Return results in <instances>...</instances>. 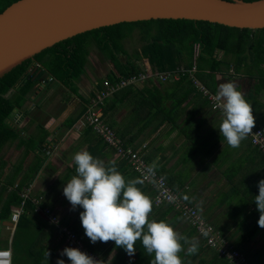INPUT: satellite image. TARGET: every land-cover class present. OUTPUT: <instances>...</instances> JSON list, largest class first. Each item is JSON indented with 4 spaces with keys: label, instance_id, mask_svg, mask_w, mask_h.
I'll return each mask as SVG.
<instances>
[{
    "label": "crops",
    "instance_id": "crops-1",
    "mask_svg": "<svg viewBox=\"0 0 264 264\" xmlns=\"http://www.w3.org/2000/svg\"><path fill=\"white\" fill-rule=\"evenodd\" d=\"M91 59L92 73L89 72V78L82 75L74 84L75 93L46 77L44 83L36 84L23 105L13 112L9 123L21 138L7 143L0 152V189L5 190V198L11 192L17 191L21 197L27 191L30 194L28 201L34 208L35 198H41L40 207L51 209L59 219L56 225L48 224L46 216L37 211L38 207L27 216L24 244L27 243L32 257L48 250L55 253L53 264L57 259L69 264L68 257L60 255L65 247H69L62 228L69 227L88 247L102 255L106 264H150L152 257L147 255L141 240L136 241L133 257L117 248L114 241L91 243L79 218L83 209L78 206L71 210V204L63 195V186L76 174L72 156L81 150L103 160L106 166L114 162L126 180L139 177L99 135L79 126L89 100L98 92L96 85H101L110 72L108 62ZM230 77L217 76L237 82L252 105L255 126L263 127L264 91L259 104H251L248 95L254 81L250 79L247 85L239 80L246 77ZM184 90L177 87L176 82L161 85L153 81L138 87L139 95H135L134 90L121 91L117 98L107 100L106 122L124 140L138 148L147 146V158L152 162L158 158L157 167L171 187L183 198L187 196L188 199H184L196 206L222 234L236 238L243 220L250 216V202L252 205L255 195L259 194V190H254L264 179V164L248 137L239 148L229 147L218 130L221 114L212 111L199 96L187 97ZM12 175L13 183L9 181ZM137 187L152 201L149 220L165 221L189 238L191 229L182 217L169 207L155 206V192L151 186L143 183ZM22 202L11 207L12 215L21 208ZM11 230V236H14L16 228ZM187 247L183 245L180 258H185ZM205 255L200 253L197 257L187 258L183 264H210L205 262Z\"/></svg>",
    "mask_w": 264,
    "mask_h": 264
},
{
    "label": "trees",
    "instance_id": "trees-1",
    "mask_svg": "<svg viewBox=\"0 0 264 264\" xmlns=\"http://www.w3.org/2000/svg\"><path fill=\"white\" fill-rule=\"evenodd\" d=\"M17 1L19 0H0V13ZM136 31L139 33V40L142 45L134 54H129L124 47V42ZM196 45H199L200 48L199 56L196 59L197 77L212 93L216 94L218 85L223 81H228V79H218V75H229V77L231 76L229 79L232 76H243L242 78L246 77L249 83L250 79L254 81L251 94L249 92L248 95L249 102L259 104V97L264 91V29H239L205 21L173 19L121 23L62 41L25 61L0 79V152L7 143L16 138L17 133L9 122L13 112L23 105L36 84L43 83L46 77L52 78L53 81L75 93L74 84L86 73L87 58L93 47L98 49L110 67V72L101 81V86L106 79L116 81L135 76L138 78L134 86L116 91L112 96L113 99L117 98L121 91L134 90L135 95H139V91H136L138 87L153 81H157L161 85L169 83L160 80L159 76L162 73L173 72L179 67L191 69L195 62ZM176 83L181 90L185 89L187 97L199 96L208 103L202 96L203 94L193 87L187 76L182 77ZM99 85L100 83L96 85L98 91L101 89ZM106 105L108 106L109 102ZM105 107L103 108L104 118ZM122 140L125 144L130 143L123 138ZM251 145L253 146L252 143ZM258 153L262 164H264V155L261 152ZM17 190H20L19 187ZM257 190H259L258 187L254 191ZM4 193L5 190L0 189V221L2 222L12 219L11 207L19 205L22 201L17 191L11 192L7 198H5ZM29 201L26 213L20 217L17 223L12 244L19 234L25 233L28 224L27 216L36 208ZM187 203L196 207L188 201ZM251 203L250 216L248 215L243 220L239 234L236 238L226 237L233 243V247L243 255L247 264H264V229L258 226L257 221L260 214L255 203L252 205ZM156 207H169L182 217L170 205ZM190 229L189 239L199 237V250L194 255H186L184 259L181 258L182 264L187 258L197 257L200 253L206 254L207 261L205 262H211L210 264H229L217 250L211 249L206 244L205 239L198 235L192 227ZM76 235L82 241L77 233ZM83 244L88 250L95 252L105 261L102 255L88 247L84 242ZM46 252L47 250H43L41 254L37 253L32 258L33 263L53 264L55 253L50 255L48 261Z\"/></svg>",
    "mask_w": 264,
    "mask_h": 264
},
{
    "label": "clouds",
    "instance_id": "clouds-1",
    "mask_svg": "<svg viewBox=\"0 0 264 264\" xmlns=\"http://www.w3.org/2000/svg\"><path fill=\"white\" fill-rule=\"evenodd\" d=\"M215 100L222 110L219 133L229 147L239 148L255 126L252 105L235 81L220 83ZM72 161L76 174L63 186V195L71 204V210L78 206L83 209L79 218L91 243L114 241L117 248H122L129 257H133L136 241L141 240L147 255L152 257L150 264H182L179 253L184 251L183 245H188L186 255L198 253L197 238L189 239L165 221L149 220L152 201L137 185L154 175L158 158L148 166L144 178L128 180L114 162L106 166L103 160L87 150L74 153ZM257 186L259 194L254 197L260 214L257 223L264 229V179ZM184 198L188 199L187 196ZM57 222L53 220V223ZM50 255L47 250L48 261ZM60 255L67 256L71 264H106V261L94 259L73 247H65ZM56 264H65V261L57 259Z\"/></svg>",
    "mask_w": 264,
    "mask_h": 264
},
{
    "label": "water",
    "instance_id": "water-1",
    "mask_svg": "<svg viewBox=\"0 0 264 264\" xmlns=\"http://www.w3.org/2000/svg\"><path fill=\"white\" fill-rule=\"evenodd\" d=\"M159 19L264 29V0H19L0 13V79L54 45L104 27ZM14 223L0 221L10 237Z\"/></svg>",
    "mask_w": 264,
    "mask_h": 264
},
{
    "label": "built area",
    "instance_id": "built-area-1",
    "mask_svg": "<svg viewBox=\"0 0 264 264\" xmlns=\"http://www.w3.org/2000/svg\"><path fill=\"white\" fill-rule=\"evenodd\" d=\"M199 45L195 46V62L191 69L187 70L184 67H179L173 72L162 73L159 78L162 82H178L182 77L187 76L202 96L208 101L212 111L221 114L220 104L215 100V94L212 93L197 77L198 67L196 59L199 56ZM221 57V54H220ZM53 81L52 78H49ZM138 81L137 76L129 78H121L116 81L106 79L101 89L91 98V101L86 106V110L82 115L79 126L80 128H88L99 135L105 142L106 146L113 149L118 157L126 161L132 170L140 177L144 178L146 170L153 162L150 161L145 150L147 146L137 147L134 144H125L121 137L110 127L103 116V108L107 100L112 98L116 91L130 86H134ZM44 83V82H43ZM251 143L259 152L264 155V126L252 129V134L248 135ZM144 183L151 186L155 192L154 202L156 206L170 205L183 218V220L192 227L198 235L203 237L206 244L214 250H217L221 257L226 259L229 264H247L243 255L233 247V243L212 224H210L200 213V211L187 203V201L176 191H174L168 180L161 174L159 168L155 167L154 175L144 179ZM21 208L15 210L11 221L18 223L20 217L26 213L25 204L30 199V194L27 191L21 194ZM37 211L42 212L48 217L51 224L59 222L58 217L49 208H41V198H35ZM57 220V223H53ZM62 232L66 238L69 247L78 248L80 251L87 253L94 259L100 260L101 257L93 251L88 250L83 242L78 238L76 233L69 227H63ZM0 264H13V252L11 249H0Z\"/></svg>",
    "mask_w": 264,
    "mask_h": 264
},
{
    "label": "rangeland",
    "instance_id": "rangeland-1",
    "mask_svg": "<svg viewBox=\"0 0 264 264\" xmlns=\"http://www.w3.org/2000/svg\"><path fill=\"white\" fill-rule=\"evenodd\" d=\"M139 39H140L139 33H138V31H136L134 35H132L129 39H127L124 42V47L128 51L129 54H134V52L141 47L142 43L140 42ZM91 58H96V60L98 62L99 61L100 62L106 61L103 58V56H101V53L98 51V49L93 47L89 57L87 58V71L88 72L86 71L85 75L88 78H89V76H88L89 72L92 73L90 71V69L93 67V60ZM199 74H200V72H199ZM239 80H243L244 82L247 83V85L249 84V80H247V79H239ZM243 81L241 83H243ZM100 86L101 85H99V87ZM16 138L20 139L21 136L18 135V133H17L16 134ZM32 143L34 144L35 142L32 141ZM9 181H11L13 183V175H12V178H10ZM46 222L49 224L47 216H46ZM12 239H13V236H11V237H2L0 235V249H8V248L12 249V251H13V264H33V259H32L33 257H32V255L30 253H28L30 248H27L28 247L27 243H26V245L24 244L25 233L19 234L15 238V242L13 244H12Z\"/></svg>",
    "mask_w": 264,
    "mask_h": 264
}]
</instances>
